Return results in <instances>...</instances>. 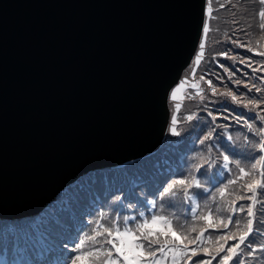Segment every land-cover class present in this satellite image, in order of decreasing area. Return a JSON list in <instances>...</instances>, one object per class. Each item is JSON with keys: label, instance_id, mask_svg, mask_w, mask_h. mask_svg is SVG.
<instances>
[{"label": "water", "instance_id": "obj_1", "mask_svg": "<svg viewBox=\"0 0 264 264\" xmlns=\"http://www.w3.org/2000/svg\"><path fill=\"white\" fill-rule=\"evenodd\" d=\"M201 8L0 0L1 219L35 216L83 175L161 147Z\"/></svg>", "mask_w": 264, "mask_h": 264}, {"label": "snow or ice", "instance_id": "obj_2", "mask_svg": "<svg viewBox=\"0 0 264 264\" xmlns=\"http://www.w3.org/2000/svg\"><path fill=\"white\" fill-rule=\"evenodd\" d=\"M248 2L259 4L258 39H228L235 48L262 58L258 66L250 57H237L225 50L210 59L223 57L233 62L231 68L220 67L235 88L220 75L216 79L221 87L201 75L199 80L206 89L198 84L189 86L178 76V83L170 85L165 96L167 101L170 94L173 102L178 95L198 99L203 105L201 111L211 118L204 120L198 112L186 117L188 122L207 128L197 137L201 148L189 174L152 177L142 185V198L136 194V188L141 187L137 184L92 201L81 212V217H88L87 223L81 222L74 233L61 232L52 225L37 239L16 238L11 242L15 255L8 264H247L244 257L257 259V252L264 255V242H257L264 241V0ZM215 18L213 0H202L199 30L193 37L190 56L196 67L206 59V40ZM249 28L250 24L238 31L249 36ZM237 63L251 69L254 79L241 73ZM238 73L245 78H239ZM189 88L195 90L194 96ZM229 102L254 115L234 114ZM208 103L219 104L220 115L207 110ZM175 106L179 111L181 104ZM217 120H230L251 136L234 138L228 132L229 125ZM176 124L173 115L168 128L172 136L180 135ZM20 254L24 258L17 259Z\"/></svg>", "mask_w": 264, "mask_h": 264}, {"label": "trees", "instance_id": "obj_3", "mask_svg": "<svg viewBox=\"0 0 264 264\" xmlns=\"http://www.w3.org/2000/svg\"><path fill=\"white\" fill-rule=\"evenodd\" d=\"M237 0H217V6L223 5V9L220 8L216 13V18L214 20L217 21V26H213V21L211 23L212 29L210 30V36L208 38V47L206 51V59L201 63L198 68L197 76L201 75L205 76V79L212 78L213 83L216 84L217 87H221L220 82L216 79L217 75L223 76L225 83L232 88H235L230 81L227 80L226 74L223 72V68L220 67L221 64L227 67H232L233 62L223 57H217L215 60L210 59L213 56H216L217 53L228 50L230 54L237 55V57L243 55L245 57H250L253 61L256 62L254 66H258L260 59L259 57L252 56L251 53L246 52V50L241 48H235L234 45L231 44L228 37L235 39L237 36L243 41H247L248 39L256 40V31L259 30L258 25L252 24L255 20L254 15H250L248 21L245 19L240 25L239 11H235L234 6H238V9L243 8L242 6H249L252 10H256L254 8L255 4L248 2V0H239L245 1V4L238 3ZM235 11V12H234ZM239 21L237 24L236 22ZM251 25V28L248 29L250 35L245 36L243 33L239 32L238 29L240 27H244L246 25ZM251 33L254 37H251ZM235 67L241 70V73H248V78L254 79V75L251 73V69L245 68L243 65L235 64ZM190 69L184 73V76H188L190 73ZM255 75H261V73H256ZM239 78H245L237 74ZM258 83V81H257ZM206 89V85H203ZM241 92H247L246 89L240 88ZM194 96V92L190 91ZM209 99H215L210 96V93H206ZM248 95H254L253 93H249ZM220 105L219 104H207V110L213 111L215 115H220L218 112ZM228 107L230 109H234V114L243 113L245 117L254 115V113H249L246 110L236 107L232 105L230 102L228 103ZM203 105L200 103L198 99H187L185 98L183 108L178 117V131L180 132L179 136H172L170 133L167 134L166 141L160 151H158L155 155L143 159L134 165H128L124 167L126 170L125 175L128 174L129 181L130 178L135 176L136 173L139 174L138 178H147L148 174L155 171L157 169L155 165V158L157 156H165L170 159V161L174 164L175 168L171 173H166L167 176H171L173 173H183V175H188L191 171L193 165L196 163L197 152L201 148V146L197 142V137H202L203 131H207V128H203L200 125H196V122H188L186 117L192 112H198L199 116L204 120H210L211 118L207 116L206 111H201ZM225 115L227 113H224ZM216 123L228 124V132L235 137H242L243 135H249L247 133L246 128H241L239 125L224 120H217ZM257 126H260L257 121ZM218 132L220 129L217 130ZM221 139H224L221 137ZM255 139V138H253ZM227 143V141L225 140ZM183 156V157H182ZM123 168L119 169H108L103 170L99 173H94L83 178L79 183L68 188L56 201L55 204L50 206L45 212L41 215L21 221H2L0 220V250L3 248H9L11 250V242L16 238L18 239L21 236L31 239L39 238L44 231H46L50 226L57 225L61 232L68 231L74 233L76 228L80 226V223L83 220H86L85 217H81V212L86 205L92 203V201L104 197H108L112 192L117 189H124L127 184L125 179L122 176L124 174L119 173ZM162 170H159L158 173L154 176H158L160 178H164L162 176ZM117 181H114L120 176ZM176 178V177H173ZM143 179V180H144ZM151 180V179H150ZM128 181V183H129ZM140 182V180L138 179ZM142 181V180H141ZM120 184H119V183ZM125 183V184H124ZM113 185V186H112ZM122 195V194H121ZM99 207V205H97ZM105 208H101L103 211ZM106 210V209H105ZM108 210V209H107ZM76 220V224L74 228L72 227L71 220ZM78 220V222H77ZM81 221V222H80ZM84 223V222H83ZM86 224V223H85ZM63 226V227H60ZM24 227L26 230L24 231ZM29 227V229H28ZM87 229H85L86 231ZM257 242H262L257 239ZM256 257H259V253H256ZM247 263H250L252 260L249 257H244Z\"/></svg>", "mask_w": 264, "mask_h": 264}, {"label": "rangeland", "instance_id": "obj_4", "mask_svg": "<svg viewBox=\"0 0 264 264\" xmlns=\"http://www.w3.org/2000/svg\"><path fill=\"white\" fill-rule=\"evenodd\" d=\"M236 2H237V5H239L238 3H242V4L246 5L245 4V1L239 2V0H237ZM242 7L243 8H241V9H238V6L234 7L236 9L235 11H239V15L240 16H243L244 14H248V12L251 10V7H249V6H247V7L246 6H242ZM252 12L254 13V9L252 10ZM247 21H248V19H247ZM241 24H242V19H240V25ZM213 26H217V21L216 20L213 21ZM255 34H257L256 35V39H258V37L260 35V30H257ZM193 82H194V84L195 83L197 84L198 81L197 80H194ZM3 260H4V257H0V262H3Z\"/></svg>", "mask_w": 264, "mask_h": 264}, {"label": "bare ground", "instance_id": "obj_5", "mask_svg": "<svg viewBox=\"0 0 264 264\" xmlns=\"http://www.w3.org/2000/svg\"><path fill=\"white\" fill-rule=\"evenodd\" d=\"M178 96H180V95H178Z\"/></svg>", "mask_w": 264, "mask_h": 264}]
</instances>
